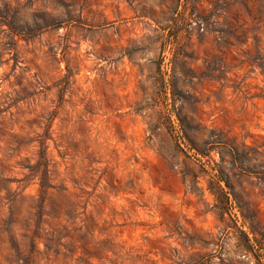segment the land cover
<instances>
[{
    "label": "rangeland",
    "instance_id": "obj_1",
    "mask_svg": "<svg viewBox=\"0 0 264 264\" xmlns=\"http://www.w3.org/2000/svg\"><path fill=\"white\" fill-rule=\"evenodd\" d=\"M0 264H264V0H0Z\"/></svg>",
    "mask_w": 264,
    "mask_h": 264
}]
</instances>
